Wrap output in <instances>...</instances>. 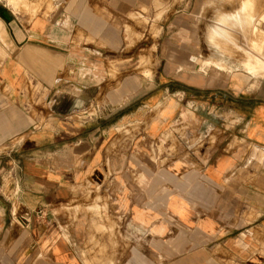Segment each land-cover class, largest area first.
I'll use <instances>...</instances> for the list:
<instances>
[{
    "label": "crops",
    "instance_id": "1",
    "mask_svg": "<svg viewBox=\"0 0 264 264\" xmlns=\"http://www.w3.org/2000/svg\"><path fill=\"white\" fill-rule=\"evenodd\" d=\"M110 1H0V264H264V80Z\"/></svg>",
    "mask_w": 264,
    "mask_h": 264
},
{
    "label": "rangeland",
    "instance_id": "2",
    "mask_svg": "<svg viewBox=\"0 0 264 264\" xmlns=\"http://www.w3.org/2000/svg\"><path fill=\"white\" fill-rule=\"evenodd\" d=\"M0 1L7 5V7H12L13 11L16 10L15 12L19 13L23 12L24 15H28L30 18L31 16L40 13L41 10L45 11L49 7H54L55 5L62 3L63 0H35V3L34 0H27L28 2H26V0ZM222 3H224L223 0H150L147 3V6L135 7L128 10L119 9V11L117 12L122 18L121 20L124 22V24L130 23L131 26L128 28L125 27V29L131 31L130 34L134 35L135 38L139 41L141 55L148 58L149 56H153V67H158V65L160 64L158 60V54L160 52V43L163 39L162 36L164 34V30L166 29V25L169 24L171 20L174 21L175 17L179 16V14L183 13L186 10L187 17L190 21V24L188 25V34H191L190 37H192V39H190V41H193L191 53L195 58V62L198 67H200L203 60H217L219 62V60L222 59L220 60V62L223 65V70L231 71L234 69H244L252 76H261L260 78L253 77L254 81L256 80L257 82L259 79L264 80V73L260 74L261 67L255 66L253 67L254 69H252L244 67L240 64V60H242L243 58V53L240 50L239 52H236V49L220 54V52L215 50V48H213L212 44L209 42L207 38V32L213 20H215L214 17H216L217 11L223 8L221 7ZM259 25H257L259 31L261 33L264 32V20ZM172 34L174 36L176 35L178 40L180 36H183L182 34L184 33L181 34L179 29L174 27ZM243 46L245 47L247 46V44L242 43V47ZM219 57L220 59H218ZM140 61H142V58L140 59ZM212 66L213 65H209L208 67ZM208 67L206 66L204 69ZM263 68L264 67H262V69ZM96 110L97 108L95 109L91 107L88 112L90 114H94Z\"/></svg>",
    "mask_w": 264,
    "mask_h": 264
},
{
    "label": "bare ground",
    "instance_id": "3",
    "mask_svg": "<svg viewBox=\"0 0 264 264\" xmlns=\"http://www.w3.org/2000/svg\"><path fill=\"white\" fill-rule=\"evenodd\" d=\"M223 1L224 3L221 5L223 8L217 11L215 20L211 26L209 25L210 28L207 32L209 42L220 54L226 51L237 49L236 52H239L240 50L243 53V58L241 57L242 60H240L241 65L252 69L255 66L261 67L260 74L264 73V68L262 69L264 67V34L262 33L264 32L261 33L257 26L264 20V0ZM26 2L28 1L26 0ZM242 43H246L247 46L242 47ZM220 60L219 62L217 60H203L199 68L202 70L206 66L214 65L222 69L223 65Z\"/></svg>",
    "mask_w": 264,
    "mask_h": 264
}]
</instances>
